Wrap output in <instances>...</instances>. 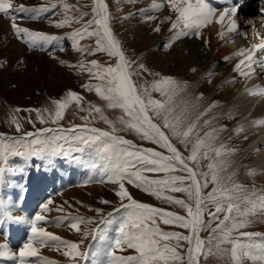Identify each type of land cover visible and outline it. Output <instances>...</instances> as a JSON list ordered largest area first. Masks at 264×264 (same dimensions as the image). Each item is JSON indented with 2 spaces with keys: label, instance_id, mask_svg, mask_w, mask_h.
Returning a JSON list of instances; mask_svg holds the SVG:
<instances>
[{
  "label": "snow or ice",
  "instance_id": "obj_1",
  "mask_svg": "<svg viewBox=\"0 0 264 264\" xmlns=\"http://www.w3.org/2000/svg\"><path fill=\"white\" fill-rule=\"evenodd\" d=\"M134 2L135 0H129V3ZM167 3L176 16L174 20L171 17L167 18L172 21L168 30L170 32L175 30V32L164 44L166 50L190 32H194L196 38H201L200 30L210 25L216 15V9L211 8L205 0H196L195 3L191 0H167ZM12 6V0H0V13L12 20L11 29L17 39L22 40L29 47L57 39L56 36L19 26L15 22V17H9L8 10ZM63 6L66 12L73 10L70 5ZM163 7V3H154L151 11H159ZM17 10L26 11L27 9L21 5ZM39 10L47 11V8ZM237 10L238 7L235 5L225 7L219 13L215 22L222 29L227 19L226 30L218 33L221 39L238 31L239 25L235 19ZM75 11L79 15L65 16L64 19L55 22L54 26L63 28L73 23L81 24L84 17L89 15V12L80 11L79 8ZM148 11L149 9H141L136 14L142 15ZM261 11L264 13V9ZM91 13V19L85 21L73 32L72 47L77 52H87L90 56L96 53H107L109 58H115V63L105 66L95 59L91 60L87 71L98 83H88L83 85V88L90 92L94 90L100 99L106 102L107 109H118L121 115L114 121L108 119L99 106L89 104L85 108L81 103L84 98L77 92L69 90L66 98L52 102L55 105L54 113L48 109L44 110L48 112V120L53 124L64 119L66 110L73 102L79 111L88 113L87 116L82 117L85 121L84 125H74L70 129L79 134L73 137L69 146L65 149L63 145H56L55 139L51 147L39 139L25 142L27 137H38L41 132L52 131L48 128L38 132H25L22 137H6L0 134V159L7 164L8 155H28L41 159L47 158L51 165L52 157L62 155L76 164L98 172L101 177L99 182H108L117 186L115 195L121 201L120 207L125 210L124 215L116 222L109 218L112 216V213H109L108 217L101 218L95 229L90 230H82L81 225L95 223L93 218L75 217L67 224V227L81 233L83 239L73 242L47 231L41 223L46 222V217L39 212L30 218L12 216L7 211L5 200L0 197V223L7 219L24 223L29 228L28 239L18 251L13 252L7 244H0V258L12 259L15 264H33V258L40 256V249L50 246L58 251L63 249V255L70 258L72 264H79L80 260L86 261L89 258V251L81 250V245L84 240L91 237L92 240L100 239L102 244L101 248L91 253L94 257L92 264H200L201 257L207 258L209 255H218L221 259L227 257L230 264H245L246 261H251L252 264H264V245L243 243L241 239L246 238L251 241L254 236L260 235L241 230L251 223L248 217L256 215V201H259V211L264 212V193L257 194L255 190H249L244 185L235 183L233 181L235 173L226 177L222 175L231 165L227 158L235 152V149L229 148L224 143L219 145L216 143L219 133L227 130L226 125L212 128L201 135L200 121L212 108L216 107L215 103L203 111H199L193 104L192 107L197 112L193 119L187 101H182L179 106L175 103L176 98L187 88L186 84L172 77L155 79L150 85L138 84L134 77H141L143 73L159 77V73L148 72L143 63H140L138 68H134L136 61L126 58L120 42L115 38L110 27V16L105 0H93ZM156 19L155 16L147 15L143 22L148 24ZM153 31L159 33L161 27L156 26ZM93 37L96 38L94 49L80 46L81 40ZM258 51L264 52V39L254 45L251 50L240 49L237 53L244 57L235 65V69L242 77H249L255 71L253 65L264 69V59L254 58ZM59 62L61 65L65 64L63 60ZM242 66L247 70H243ZM79 67L83 70L84 63L82 62ZM192 71L195 72V69L193 68ZM211 76L212 74L209 73L207 77L209 83ZM153 93H159L160 98H155ZM249 94H264V88L251 89ZM202 97L203 94L197 99ZM16 111L19 112L21 109ZM23 111H35L40 123L47 122L39 109ZM95 114H99V118L109 126L110 131L87 126L90 120L96 119ZM211 122L204 119L203 126L207 128ZM11 123L18 133L21 132V123L17 119L13 118ZM29 123L32 121L29 120ZM256 123L264 124V120H258ZM128 131L135 132L140 140L148 141L162 151L151 147H138L123 136L117 135L118 132ZM242 131V127L235 129L236 134ZM244 139L247 140L248 137L244 136ZM41 144L44 146L33 147V145ZM177 144L183 145L184 151L190 154L183 155ZM256 150L259 151V147ZM201 160L210 161L207 164L208 171H197ZM189 162H193L196 167L189 166ZM5 171V168L0 167V184L4 183ZM177 172H183L186 175H175L174 173ZM145 173H163L164 177L150 179ZM125 182L157 199L179 205L186 211V216L138 202L129 193ZM210 184L213 187L205 196L203 190L208 189ZM165 192L186 193L193 203L175 199L171 195L166 196ZM101 203L109 204L110 201L102 200ZM51 204L53 201L49 199L41 205V211L49 212ZM242 205H252V209L244 211ZM56 210L63 212L64 208L61 206ZM89 210L97 214L101 211L100 209ZM205 215L208 217L207 221H205ZM158 221L166 226H176L187 230L188 234L164 231ZM113 223L118 225L115 237L102 236L100 225ZM213 224L215 227L212 226ZM57 226L61 224L58 223ZM209 228L211 232L207 239L201 238V232H206ZM234 232H239L240 236H233ZM173 241L175 243H172ZM182 242L187 244L186 251H181L185 248ZM124 249L134 250L135 254H117V251L122 252ZM36 264H53V262L37 259Z\"/></svg>",
  "mask_w": 264,
  "mask_h": 264
},
{
  "label": "rangeland",
  "instance_id": "obj_2",
  "mask_svg": "<svg viewBox=\"0 0 264 264\" xmlns=\"http://www.w3.org/2000/svg\"><path fill=\"white\" fill-rule=\"evenodd\" d=\"M40 1L43 3V6H39L38 4H34L31 1L24 0L23 2L28 4L30 12L28 11V14H21V12L17 10L15 14L18 17H15V20L16 22H29L35 20L42 21L44 19L51 18V22L47 23V28L44 31H47L46 33H57L54 35L57 37V39H55L57 41V49L62 52V59L65 64L61 65L59 67L61 69L57 71L53 70V67H48V65H46L47 63H37L34 60H29V54L27 52L25 54L19 55V58H16L14 56L7 57L4 53L5 51L0 50V134L5 135L6 137H22L23 133L25 132H38L41 129L48 128L52 129V131L41 132L38 137H27L25 138V142L29 143L32 139H39L51 147L53 146L52 142L55 139L56 145H63L66 149L73 137L79 134L78 132L74 133L70 131V127H73L74 125H84L85 121L82 119V117L87 116L88 113L86 111H79L73 102V104L70 105V107L66 110L64 119L53 124L50 120H48V112H45L44 110L48 109L54 113L55 105L52 102L54 100L66 98L67 92L71 90L77 92V94L84 98L81 103L85 108H87L89 104L99 106L104 110V115H106L108 119L115 121L121 115L120 110L107 109L106 102L102 101L94 90L90 92L83 88V85L85 84L98 83V81L92 78L87 71V67L90 66L91 60L95 59L98 61V63L107 66L109 63L114 65L115 58H109L107 53H96L95 55L90 56L87 54V52H77L72 47L74 43L72 40L73 32L77 28L81 27L85 21L91 19L92 17L91 6L93 0ZM105 3L108 7L110 16V27L115 38L120 42L122 50L126 54V58L136 61V64L133 65L134 68H138V65L143 63L148 72L159 73V77L148 75V73H143L141 77H134L133 79L138 84L147 83L150 85L155 79L172 77L178 82L186 84L187 88L180 93V95L176 98L175 103L179 106L181 105L182 101H187L189 111L191 112V117L193 119L197 114V112L192 107L193 104L198 107L199 111H203L211 104L215 103L216 107L212 108L207 116L202 117L200 121V128L201 135H203V132L209 131L212 128H219L222 125L227 126L226 131L219 133V139L216 143L217 145L224 143L229 148L235 149V152L227 158L230 160L231 165L224 173H222V175L226 177L231 173H235V176L233 177V181L235 183L242 184L249 190H255L257 194L264 193V187L261 186V183L263 184L264 180L261 177L262 175H258L260 170L255 166L256 161L254 159L257 153L255 154L254 152L256 148L250 149L251 142L249 139H244V136H246L248 131L243 130L241 133L236 134L235 129L242 126H239V118L238 116H234V110L231 106V103L233 102L232 99L237 98L238 95L242 93V91L245 90L244 92H249L250 89L264 88V81L263 86L261 85L255 87H251V85L249 86L246 83V81L258 80L260 78L264 80V69L261 68L262 73L259 77L249 76L247 79L245 78L244 82L246 84L245 86L243 85L239 91L236 92L234 89L232 91H226L225 94L223 88L219 86L221 81L209 83L207 79L209 73L206 71L197 72L198 65L200 66L203 61L202 57L198 56L199 49L197 51L191 49L188 50L185 43L183 42L184 40L182 37L175 41L171 48L167 50L164 48V44L168 41V39H170L169 37L171 36H169L170 31L168 30L170 25L167 27V25L171 22V20H168L167 18H172V9L170 7H167L164 11H151L152 5L157 3L153 0H135L134 3H129V0H105ZM22 4L23 3L16 1L12 7H18ZM64 4L72 6L73 10L66 12L63 6ZM256 6L262 13L260 0L259 2H256ZM41 8H47V11L41 12L39 10ZM76 8H79L80 11L89 12V15L84 17V20L81 21V24L73 23L71 26H65L63 28H56L54 26L55 22L64 19L65 16L72 17L79 15V13L75 11ZM141 9H149V11L142 15L136 14ZM147 15L155 16L157 19L152 23L145 24L143 21ZM125 17H127V19H125ZM239 17L241 16L239 15ZM253 18L254 16H248V18L242 20L244 17H241L242 26L245 25L244 31L245 33L247 32L246 34H248L244 35L245 43H249L248 50H251L253 46L256 45L255 41L261 42V40L264 39V25L257 24ZM156 26L161 27V31L159 33H155L153 31ZM95 40L96 38L94 37L85 38L80 41V46L87 49H94L96 46ZM52 41L53 40L44 42L46 46L39 50H42L43 53L46 54L47 52L50 53L48 46H51ZM237 42L238 39H236L234 45H236ZM237 52L234 50L231 53L232 56H237ZM260 57L264 58L263 55L259 56V54L256 52L254 58L259 59ZM82 62L85 65L83 70L79 67ZM67 65H72L73 67H68ZM220 66H223V63H221ZM193 68L195 69V72L192 71ZM227 75H229V73H227ZM212 79L213 74L211 76V81ZM201 94H203V97L201 99H197ZM153 96L155 98H160L159 93H153ZM263 99L264 94H257V97L252 99V104H254L251 106L250 110L253 111L255 105L258 106L263 101ZM16 109H21V111L17 112ZM24 109H39L47 122L43 124L40 123L35 111H23ZM95 115L96 119L90 120L87 126L110 131L109 126L104 124V122L99 118V114ZM13 118L17 119L21 123V132L19 133L16 131L15 126L11 123ZM204 119L212 121L207 128L203 126ZM29 120H31L32 123H29ZM258 120H264V115L258 116L250 121L249 128L258 126V134H261V124L256 123ZM117 135L123 136L125 139L131 141L132 144L138 147H151L155 148L156 150H161L157 146L150 144L148 141L140 140L139 136H137L133 131L118 132ZM173 142L175 143V141ZM43 146L44 144L33 145V147ZM177 147L183 155L187 156L190 154L189 152L184 151L183 145L177 144ZM25 151L27 150L25 149ZM165 154L167 153L165 152ZM61 156L62 155L52 157L51 159L53 162L51 165H49L47 158L41 159L39 157H30L28 155H8L7 164L3 163L2 159H0V167L5 168L6 170L4 183L0 184V197H2V192L6 194L7 187L11 186H6L8 184V178L11 177L10 175L15 177L18 175L17 173L21 171L28 175L33 173L38 174L40 169H57L59 165L65 161L67 164H72L74 168L72 172L75 175L73 178L69 179L63 173L62 179L67 180V188L75 191L77 190L80 193L82 202H79L78 200L75 201V199H72L71 201H69L70 199H66L65 201H67V204H65V201L58 204L60 202L58 201L59 198L56 196L51 197L53 204L49 205V208L51 210L55 209V214L50 210L49 213L51 214L46 215V222H43L42 226H44L47 231L60 236L62 239L79 242L83 239L82 234L68 228L66 223L69 224L72 219L66 221V218L69 216L74 218L77 216L93 218L95 223L81 225L82 230H90L95 229L97 225H99L101 218L108 217L109 213H112V216L109 218L118 222L119 219L124 215L125 210L120 207L121 201L115 195L117 186L108 182H99L101 177L98 172H94L93 170L81 164H76L64 158V156L61 159ZM209 162V160H201L200 167L197 169V171H208L207 164ZM74 166H77L78 170H80L79 167L84 168L83 172H81V174L78 173L76 167ZM189 166L194 168L196 167L193 162H189ZM93 172L96 175L93 174ZM174 174L186 175V173L183 172H177ZM145 175L150 179H159L164 177L163 173H145ZM49 182L50 178L49 181L45 183V186L47 187L45 192L47 193L52 191V187L49 186ZM126 187L132 197L138 202L162 208L177 215L186 216V211L179 205L169 203L164 199H157L155 196H152L133 185L126 183ZM212 187L213 185L210 184L208 189L203 190V194L206 196L207 192L211 191ZM164 195H171L175 199H182L190 204L193 203L189 200L186 193L165 192ZM102 200H108L110 203L103 204L101 203ZM255 203L257 204L256 215L248 217L251 220V223L247 228L242 229L241 231L259 233L260 235L254 236L251 241H248L246 238L241 239L243 243L251 242L258 245H264V212L259 211V201H256ZM61 206L64 208V211H57L56 209ZM26 207L29 208V205ZM242 208L244 211H250L252 209V205H242ZM31 209L33 210V207ZM89 209H100L101 211L100 214H97L95 211H90ZM116 209H119V211H116ZM212 210L214 211V208H212ZM32 215H34V212L31 215L26 214V216ZM207 219L208 217L205 215V221H207ZM6 221L7 219L4 220V223H6ZM58 223L61 224V226L58 227ZM158 223H160V227L164 231H179L183 234H188L187 230L180 229L176 226H166L159 221ZM12 226L13 223H11L9 232H12L10 233V237L14 239L16 230H14ZM117 226V223H113L111 225H100V233L106 238H114L116 235ZM212 226L215 227V224ZM65 228H68L66 235L56 233L58 231H63ZM210 232L211 228H209L206 232H201V238L207 239ZM233 236L239 237L240 233L234 232ZM13 239H11L12 243L14 242ZM17 242L18 241H15V243L12 245L17 247ZM5 243L6 241L4 244ZM172 243L175 242L173 241ZM182 243L185 244V248L181 251H185L187 244L186 242ZM101 246L102 244L100 239L92 240L91 237H89L87 240H84L83 244L81 245V250L89 251V258L86 261L80 260L79 264H92L94 257L91 253L97 251L99 248H101ZM8 247L13 252L18 251V248L14 249L13 247ZM45 249L54 250L55 252L52 254L50 252L47 253L42 251L43 253L40 252L41 257L44 255L46 258L53 257L52 259H58L59 264H72L70 258L63 255V249L58 251L55 247L50 246L45 247ZM117 254L134 255L135 251L124 249L122 252L117 251ZM7 259L9 258H0V264H15L14 260ZM37 259L40 258H33V264H36ZM43 259L46 260L44 257ZM200 264H230V261L227 257L221 259L218 255H209L207 258L201 257ZM245 264H252V262L246 261Z\"/></svg>",
  "mask_w": 264,
  "mask_h": 264
},
{
  "label": "bare ground",
  "instance_id": "obj_3",
  "mask_svg": "<svg viewBox=\"0 0 264 264\" xmlns=\"http://www.w3.org/2000/svg\"><path fill=\"white\" fill-rule=\"evenodd\" d=\"M18 1L19 3H23L22 5L24 6L26 11H20L21 14H28L30 12L28 4H25L23 1L24 0H12V4L14 5L15 2ZM31 1L34 4H38L39 6H43V3H41L40 0H28ZM157 3H163L164 7L160 9L161 11H164L168 6L167 0H153ZM261 1V8L264 9V0ZM192 3H195L196 0H191ZM205 2L211 7L216 9V15L213 17V22L202 28L200 30L201 32V38H196L194 32H190L189 35L187 36H182V40L186 48L188 50H194L198 51V56L202 57L203 61L201 65H198V71H206L207 73H212L213 74V79L211 83L215 81H221L219 83V86L223 88L224 93L226 94V91H232L235 89V91H239V89L247 83L251 87L255 86H263V81L262 78L258 80H250L244 82L245 78L247 79L248 77H242L239 72L235 69V65L241 60L244 59V57L237 55L234 57L232 56V52L235 50V52H239L240 49H247L249 47V43H245V36L248 35L244 31V26H242L241 22V17L248 18V16H254V20L257 24H262L264 25V13L260 12L258 7L256 6V2H259V0H205ZM19 5V4H18ZM37 5V6H38ZM237 6V15L235 17L239 28L238 31L235 33H231L229 35H226L223 39H221L218 35L220 31H224L227 28V19L225 21L224 28L222 29L220 25H218L215 21L219 17V13L223 10L225 7H230V6ZM21 6V5H20ZM12 7L8 10L9 17H18L15 12L17 9L20 7ZM31 8V7H30ZM171 8V7H170ZM261 9V10H262ZM159 10V11H160ZM29 11V12H28ZM39 11V10H37ZM157 11V12H159ZM42 12V11H41ZM46 12V11H45ZM19 13V12H18ZM35 13V11H34ZM20 14V15H21ZM160 14V13H158ZM33 15V14H32ZM239 15L241 17H239ZM37 16V15H36ZM176 13L172 10V20L175 19ZM29 18V17H28ZM39 20V19H38ZM16 22V20H15ZM51 22V18L44 19L42 21H29V22H16L17 24H21L19 26L21 27H26L32 31H38V32H43L47 35H56V32H50L46 33L47 31H44L47 28V23ZM172 22V21H171ZM170 22V24H171ZM11 23L12 21L10 18L6 17L3 13H0V50L5 51V55L7 57L14 56L16 58H19L18 56L21 54H25L26 52L29 54L28 58L29 60H34L37 63H44L48 65V67H53V70L59 71L61 68L60 60H63V54L62 52L57 49V42L53 43V45L50 47L49 52L43 53L41 49L42 47L46 46L44 42H40L41 44H38L35 47H29L25 43H23L22 40L17 39V37L13 34L12 29H11ZM168 24L167 27L170 25ZM37 29V30H36ZM175 30L169 33V36L173 35ZM168 36V37H169ZM171 36L169 38H171ZM238 39V42L236 45H234V42ZM169 40V39H168ZM207 41V43H205ZM231 41V42H230ZM260 41H255L256 44H259ZM59 45V44H58ZM49 47V46H48ZM46 48V47H45ZM38 49V50H36ZM52 49V50H51ZM237 52V53H238ZM259 56L263 55L264 52H257ZM51 57V58H50ZM55 57V58H54ZM258 58V57H257ZM264 59L262 57L259 58ZM257 59V60H259ZM28 60V61H29ZM221 63H223V66H220ZM255 71L250 75V77H256L260 76L262 71L261 68L258 67L257 65H253ZM242 69L246 71L244 66H242ZM229 73V75H227ZM249 80V79H248ZM262 80V81H261ZM247 85V86H248ZM244 90V89H243ZM249 90V88H248ZM251 90V89H250ZM245 91V90H244ZM240 93L237 98L232 99L233 102L231 103V106L233 107V113L234 116H238V122L239 126L241 125L244 131H248L246 133V136L248 137L249 141L251 142V147L250 149L253 148H259V151L255 150V161H256V168L260 170L258 173L259 176H261L264 180V124H261V134H258V129L257 127H250L249 128V123L253 119H255L258 116L264 115V99L263 101L257 106L253 108V111L250 110L252 104V99L256 98L257 95H250L249 92H244ZM259 99V98H258ZM261 119V118H259ZM255 121V120H254ZM260 130V129H259ZM255 164V163H254ZM60 167L66 168L64 171V174L67 178L71 179L75 175L72 170L74 169L72 164H67L63 163ZM75 171V170H74ZM257 172V171H256ZM60 175V173H58ZM256 175V174H255ZM78 176V175H77ZM87 176V175H86ZM10 177V176H9ZM80 177V176H79ZM76 178V177H75ZM62 179V178H61ZM83 179V178H82ZM11 185L10 187H7L6 194L2 192V198L6 200V205H7V211L15 217H25V218H30L33 217L36 213H40L41 215H50L51 213L47 212H42L41 211V205L46 203L49 200V197L44 195L45 193V182L42 178V174H37L34 175L30 178H27L26 174L24 172L20 175H17L15 177L11 176L9 178ZM62 186L60 189L58 197V201H60L58 204L61 202L65 201L66 199H72L78 200L79 202H82L81 200V195L80 193L76 190H71L70 188H67V180L62 179ZM260 185V184H259ZM261 186L264 187V183H261ZM97 188V187H96ZM29 189H36L37 191H40V204L39 208L34 211V215L32 216H26V214L31 215V210L27 208L26 206L27 203L25 201V198L22 199L23 196H25L26 192L29 191ZM95 189V188H94ZM49 190V189H48ZM47 190V191H48ZM5 191V190H4ZM91 191V190H88ZM18 195H16V194ZM76 193V194H75ZM37 194V193H36ZM52 199V198H50ZM55 214V209L51 210ZM49 217V216H48ZM66 221H68V218H66ZM11 223H13L12 228L16 230V234L14 236V239L10 237L9 229L11 226ZM43 223V222H41ZM67 225V223H66ZM47 226V225H46ZM54 229V228H53ZM68 231V228H65L63 231H58L56 233H60L62 235H66ZM29 235V228L26 224L24 223H16L11 220H7L6 223H1L0 225V244H7L10 247L15 248H20L23 243H25L28 239ZM11 239L15 241H18L17 247H14L12 244ZM16 243V244H17ZM47 252V253H54V250H47L44 248L40 249V252ZM186 251V249H185ZM15 252V251H14ZM42 252V253H43ZM43 255V254H42ZM40 258V257H39ZM42 259V258H40ZM94 259V258H93ZM49 261V260H48ZM52 262H55V264H59L58 260H51Z\"/></svg>",
  "mask_w": 264,
  "mask_h": 264
},
{
  "label": "crops",
  "instance_id": "obj_4",
  "mask_svg": "<svg viewBox=\"0 0 264 264\" xmlns=\"http://www.w3.org/2000/svg\"><path fill=\"white\" fill-rule=\"evenodd\" d=\"M77 172L81 174V172H83V171L77 169ZM25 194L26 195L23 196L22 199L25 198V201H26L27 205L31 204L32 202H35L36 203V205H35V211H36L39 208V204H40V200H39L40 191H37L36 189H29V191L26 192ZM70 219H72L71 220V222H72L73 219H74V217L69 216L68 217V220H70ZM39 257L42 258V259L44 257L46 260H49V261H51V259L53 258V257H49L50 259L49 258H46L45 255L43 257H41V255H40ZM52 260H58V259H52ZM53 264H55V262H53Z\"/></svg>",
  "mask_w": 264,
  "mask_h": 264
}]
</instances>
